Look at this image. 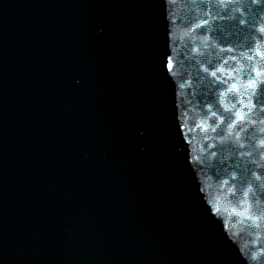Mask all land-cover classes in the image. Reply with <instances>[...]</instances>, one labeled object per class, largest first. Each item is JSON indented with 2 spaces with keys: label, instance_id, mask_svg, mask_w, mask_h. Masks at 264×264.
I'll use <instances>...</instances> for the list:
<instances>
[{
  "label": "water",
  "instance_id": "1",
  "mask_svg": "<svg viewBox=\"0 0 264 264\" xmlns=\"http://www.w3.org/2000/svg\"><path fill=\"white\" fill-rule=\"evenodd\" d=\"M262 193L264 0H0V264H264Z\"/></svg>",
  "mask_w": 264,
  "mask_h": 264
},
{
  "label": "snow or ice",
  "instance_id": "2",
  "mask_svg": "<svg viewBox=\"0 0 264 264\" xmlns=\"http://www.w3.org/2000/svg\"><path fill=\"white\" fill-rule=\"evenodd\" d=\"M166 67H167V70H168L169 72H171V71L173 70V68H174V65H173V63H172V59H171L170 56L167 58ZM205 70L207 71V69H205ZM220 71H223V69H220ZM212 75H213V76H216V72H215V71L212 72ZM241 119H243V117H241ZM234 194H235V193H234ZM246 195H247V196L249 197V199L251 200V199L253 198V196H254V191H253V190H249V191L246 193ZM261 196L264 197V193H262ZM233 211L235 212L236 209L234 208ZM240 214H243V213H240ZM248 219H251V217L249 216Z\"/></svg>",
  "mask_w": 264,
  "mask_h": 264
}]
</instances>
